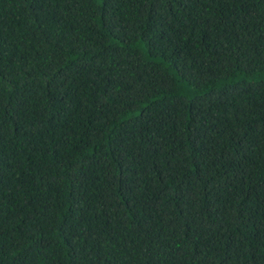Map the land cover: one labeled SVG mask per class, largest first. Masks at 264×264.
Here are the masks:
<instances>
[{
  "label": "trees",
  "instance_id": "1",
  "mask_svg": "<svg viewBox=\"0 0 264 264\" xmlns=\"http://www.w3.org/2000/svg\"><path fill=\"white\" fill-rule=\"evenodd\" d=\"M0 264H264V0H0Z\"/></svg>",
  "mask_w": 264,
  "mask_h": 264
}]
</instances>
